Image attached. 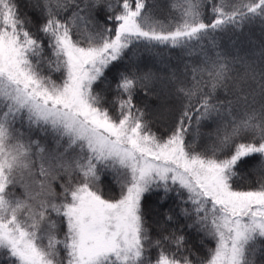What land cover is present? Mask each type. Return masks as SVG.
Masks as SVG:
<instances>
[{
    "label": "snow or ice",
    "instance_id": "6c2138e0",
    "mask_svg": "<svg viewBox=\"0 0 264 264\" xmlns=\"http://www.w3.org/2000/svg\"><path fill=\"white\" fill-rule=\"evenodd\" d=\"M28 3L35 19L17 0H0V264H255L264 241V51L230 59L216 34L264 23V0H185L166 23L147 0ZM205 42L213 54L191 66V86L177 85L159 134L135 101L153 74L118 70L114 88L106 75L134 47L190 55ZM238 62L243 75H233ZM241 166L257 175L255 188L234 187ZM106 172L118 197L98 187ZM173 192L186 227L214 242L203 257L168 229ZM150 194L157 206H146Z\"/></svg>",
    "mask_w": 264,
    "mask_h": 264
},
{
    "label": "trees",
    "instance_id": "16d2710c",
    "mask_svg": "<svg viewBox=\"0 0 264 264\" xmlns=\"http://www.w3.org/2000/svg\"><path fill=\"white\" fill-rule=\"evenodd\" d=\"M20 5L21 15L27 14L34 19L39 13L31 8L28 0H17ZM115 2V0H113ZM175 5V10L171 5ZM185 0H147V9H151L152 15L165 23L171 18H178L179 13L185 7ZM103 16V13H99ZM66 18V16H65ZM205 22H209L210 17L206 14ZM30 30L35 32V28L29 25ZM216 43L219 50L227 55L230 59L237 61L247 58L249 62L259 58L260 53L264 51V23L256 20L254 23H245L242 31L229 27L225 32L216 34ZM214 47L207 42L203 49L197 48L195 53L186 55L178 49H170L160 47L155 50H146L143 45L134 47L135 55L129 52V56L124 60L118 62L115 67L111 68L107 73L108 80L111 81L112 87L115 85L116 73L118 70L136 71L138 74L144 72H151L154 79L148 85L146 90L138 91L135 101L137 107L143 108L148 114L151 122V130L159 134L164 125L169 120V113L175 106V88L178 84L183 83L184 86H191V66L201 64V57L203 55L213 54ZM189 65L187 74L185 73V65ZM240 73L243 75L244 67L238 62L236 63V71L233 73ZM58 75V74H57ZM175 77V79H173ZM54 78H56L54 76ZM106 85L101 82L96 86L97 91H102ZM145 91L147 94L145 95ZM109 96L112 93H108ZM224 90H218L216 93L217 99H226ZM153 96V97H152ZM169 96V100L164 99L165 107H163L158 98ZM227 98H232L227 96ZM165 108V111H163ZM214 127V124L205 123L201 126L202 132H209ZM258 157L251 158L249 163H254ZM257 175L247 166H241L240 174L235 178L234 187L240 190L255 188L257 186ZM55 184L56 191L59 192V182ZM101 192L106 198H115L117 195L118 185L114 176L110 172L102 175L99 184ZM113 191L114 195H111ZM158 195L150 194L145 201L146 206H157ZM181 199L175 192L170 194L169 199L165 205L166 208L172 209L173 221L168 225L169 230H176L178 235H184L186 238V246L194 250L200 256L206 255V250L209 247H214V242L203 236L202 233L197 232L196 229H188L186 225L191 223L190 219L182 217L180 209L184 207ZM191 207V205H187ZM182 230V231H181ZM155 235V233H153ZM261 250L255 256V264H264V241L259 242ZM155 256V250H153Z\"/></svg>",
    "mask_w": 264,
    "mask_h": 264
},
{
    "label": "rangeland",
    "instance_id": "374dc122",
    "mask_svg": "<svg viewBox=\"0 0 264 264\" xmlns=\"http://www.w3.org/2000/svg\"><path fill=\"white\" fill-rule=\"evenodd\" d=\"M153 97V96H152ZM159 100V102H160V104L163 106V107H165V105H163L164 104V99L166 100H169V96H166V97H162V98H158ZM166 100V101H167ZM163 111H165V108H163ZM113 176H114V173H112V172H110ZM65 179H66V177H65ZM59 183H61V182H63V181H58ZM118 185V184H117ZM54 187H55V184L53 185ZM98 187H99V185H98ZM56 188V187H55ZM99 189H100V187H99ZM118 191H117V195H116V197H118V195H119V191H120V188H119V185H118V189H117ZM59 191H60V187H59ZM14 193H15V195L16 196H18V197H21V198H23V196H24V189L20 186V185H17L16 186V188L14 189ZM111 195H114L113 194V191H112V193H111Z\"/></svg>",
    "mask_w": 264,
    "mask_h": 264
}]
</instances>
